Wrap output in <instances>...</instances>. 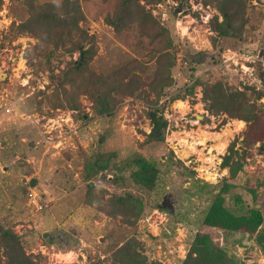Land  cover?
I'll return each mask as SVG.
<instances>
[{"label": "rangeland", "instance_id": "obj_1", "mask_svg": "<svg viewBox=\"0 0 264 264\" xmlns=\"http://www.w3.org/2000/svg\"><path fill=\"white\" fill-rule=\"evenodd\" d=\"M38 1L60 6L65 0ZM74 1L83 13L81 27L94 37L86 40V48L90 42L95 48L89 68L107 75L126 64H143L148 72L135 71L150 80L165 41L142 36L134 26L116 32L105 21L116 0ZM209 1L152 5L172 40L170 84L161 89L157 83L155 89L142 84L133 96L120 95L111 115H99L84 92L78 96L80 109L54 106L51 75L80 52L56 50L29 33L15 36L12 23L24 20L27 11L22 0H1L0 219L15 229L37 264H123V255L114 253L126 243L149 264H183L202 234L233 264H264V151L259 150L264 143V0H245L241 36L218 34L216 20L222 16ZM198 53L202 58L195 61ZM191 86L192 92L176 99ZM205 89L223 99L242 91L232 107L254 114L252 130L247 132L249 123L243 119L215 112ZM151 108H162L168 119L162 141L148 140ZM99 152L112 153L111 164L87 176L86 158ZM228 153L231 163L224 165ZM140 156L159 170L152 190L129 178ZM226 179L234 183L222 193L231 211L260 212L253 232L204 223ZM91 184L96 204L86 200ZM128 191L145 203L133 224L101 208L111 195Z\"/></svg>", "mask_w": 264, "mask_h": 264}, {"label": "trees", "instance_id": "obj_2", "mask_svg": "<svg viewBox=\"0 0 264 264\" xmlns=\"http://www.w3.org/2000/svg\"><path fill=\"white\" fill-rule=\"evenodd\" d=\"M106 1V0H105ZM163 0H116L115 8L106 15L105 21L111 25L116 32H121L131 26L137 27L142 36H151L153 39H163L165 46L157 50L156 63L152 70L151 79L144 80L143 76L135 71L138 67L135 64H126L113 72L104 75L96 74L88 66L89 60L95 54V48L90 42L86 48L87 39L93 40V36L83 29L80 21L83 13L77 1L65 0L60 6L54 2H40L38 0H22L27 16L24 20L16 23L13 21L12 30L15 36L29 33L37 37L45 44L51 43L57 50L64 48L67 52L78 50L80 55L76 59H70L64 68L58 73L51 75L54 84L53 97L55 107H67L72 110L80 109L81 103L78 98L81 92L86 93L92 100V108L96 114L111 115L120 95L133 96L142 84L151 85L155 89L156 83L161 87L170 84L169 73L175 64V56L170 53L169 48L172 40L169 37L168 28L153 13L152 5L161 3ZM214 1L216 8L222 16V21L216 20L215 30L219 35L241 36L246 17L245 0H210ZM208 2V3H209ZM1 3V0H0ZM150 5V6H149ZM217 19V17H216ZM215 40H213V44ZM50 52H54L52 49ZM203 53V52H202ZM199 53L195 55V61L200 60ZM140 69L148 72L146 66L140 64ZM68 85V87H67ZM193 91V86L176 99L185 97ZM205 89V95L212 99L210 105L215 112L224 110L231 117L240 118L249 123L248 131H251L254 124V114L236 113L232 107L239 96H244L242 91H233L229 99H223L221 95L211 94ZM160 93V92H158ZM214 93V92H213ZM159 96V95H158ZM158 103V101H154ZM148 115L152 121V129L148 134L151 142L162 141L165 138V130L168 126V119L161 108H151ZM88 115H82L86 118ZM262 140V137H260ZM235 143H232L231 150ZM259 150L264 151V143L261 142ZM232 155L224 156V165L231 163ZM112 153H96L86 158V175L90 176L95 171L106 169L110 166ZM140 163L133 168L129 178L144 190H152L156 184L159 170L154 161L143 156L139 157ZM241 163H239V168ZM237 167L233 165L231 178H235ZM119 177H113L117 181ZM234 183L226 179L225 185L216 195L209 211L204 219L208 226L226 230H242L253 232L260 223V212L250 210L248 214H237L231 211L225 204V197L222 194L227 192ZM93 185L89 186L86 200L89 204H96L97 196ZM112 217L121 215L124 222L133 224L140 218L145 203L141 195L128 191L115 193L107 198L106 204L101 207ZM133 218V219H131ZM119 253L123 264H149L146 259H138L136 251L131 249V244L126 243L115 251ZM0 264H37L34 255L28 253L24 244L11 226L6 225L0 219ZM183 264H233L221 247L215 243L209 235H198Z\"/></svg>", "mask_w": 264, "mask_h": 264}, {"label": "bare ground", "instance_id": "obj_3", "mask_svg": "<svg viewBox=\"0 0 264 264\" xmlns=\"http://www.w3.org/2000/svg\"><path fill=\"white\" fill-rule=\"evenodd\" d=\"M183 30L184 31H186V30H188V26L187 25H184L183 26ZM181 103H183V102H181ZM235 121H238V122H240V123H244V121L243 120H240V119H235ZM205 134V133H204ZM207 134V133H206ZM189 135H191V134H189ZM192 137V136H191ZM205 142V141H204ZM226 143V142H225ZM178 148V147H177ZM223 149V148H222ZM181 150V149H180ZM221 150V149H220ZM183 152V151H182ZM184 156V155H183Z\"/></svg>", "mask_w": 264, "mask_h": 264}, {"label": "water", "instance_id": "obj_4", "mask_svg": "<svg viewBox=\"0 0 264 264\" xmlns=\"http://www.w3.org/2000/svg\"><path fill=\"white\" fill-rule=\"evenodd\" d=\"M36 179H33V181L31 182L32 184L35 182Z\"/></svg>", "mask_w": 264, "mask_h": 264}]
</instances>
